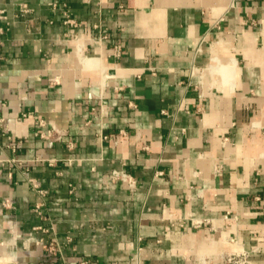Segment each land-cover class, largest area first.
I'll return each mask as SVG.
<instances>
[{"label":"crops","instance_id":"obj_1","mask_svg":"<svg viewBox=\"0 0 264 264\" xmlns=\"http://www.w3.org/2000/svg\"><path fill=\"white\" fill-rule=\"evenodd\" d=\"M0 120V264H264V0H0Z\"/></svg>","mask_w":264,"mask_h":264},{"label":"built area","instance_id":"obj_2","mask_svg":"<svg viewBox=\"0 0 264 264\" xmlns=\"http://www.w3.org/2000/svg\"><path fill=\"white\" fill-rule=\"evenodd\" d=\"M63 15H64V19H65V21L67 23H69L70 25L76 24V21L66 11L63 12ZM0 122H1V120H0ZM35 124H36V127H37V129L35 131V135L39 136L40 138L47 139V138H50L51 136H54L57 139L60 138L58 130L52 125L47 127V125H46V123L44 122L43 119L38 118L36 120ZM121 134L124 135L125 132L124 131H120L119 133L103 134L102 138L103 139H109V140L113 139L114 141H118V138H119V136ZM110 178H111L112 181L127 182L129 184H133L134 183L133 177L128 172H126L124 170H121V169L120 170H113L111 172ZM35 188H37V186H35ZM37 189H39V188H37ZM39 192L41 193L40 189H39ZM38 207H39V205L37 204L35 206V210H38ZM50 248L52 250H54L52 245L50 246ZM234 262L237 263V264H246V261H236L235 260Z\"/></svg>","mask_w":264,"mask_h":264}]
</instances>
